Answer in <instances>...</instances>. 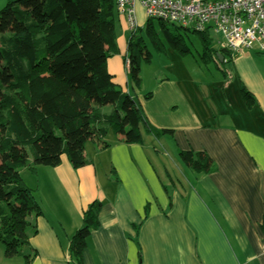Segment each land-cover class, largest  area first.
Returning <instances> with one entry per match:
<instances>
[{
    "label": "crops",
    "instance_id": "obj_1",
    "mask_svg": "<svg viewBox=\"0 0 264 264\" xmlns=\"http://www.w3.org/2000/svg\"><path fill=\"white\" fill-rule=\"evenodd\" d=\"M8 1L0 0V9ZM136 15L141 27L147 17L139 5ZM116 17L118 53L107 69L152 126L173 132L143 130L141 143H126L109 130L105 148L86 142L90 162L82 167L62 155L56 166L21 170L42 210L29 217L36 254L28 264H71L70 237L94 200L99 225L86 240L83 264H264V50L226 51L225 74L212 61L220 78L166 64L171 75L142 76L136 87L124 60L130 29L125 16ZM211 36L212 46L223 48ZM241 85L254 96L250 108ZM179 150L206 152L214 170L194 172ZM0 264L25 260L5 256L0 242Z\"/></svg>",
    "mask_w": 264,
    "mask_h": 264
},
{
    "label": "trees",
    "instance_id": "obj_2",
    "mask_svg": "<svg viewBox=\"0 0 264 264\" xmlns=\"http://www.w3.org/2000/svg\"><path fill=\"white\" fill-rule=\"evenodd\" d=\"M116 14L115 0H10L0 9V242L7 257L22 256L28 264L36 254L29 243L36 226L29 217L42 210L21 170L36 173L38 166H56L62 155L73 168L82 167L90 162L86 142L105 148L109 130L126 143H141L143 130L157 137L173 132L152 126L139 102L107 69L108 57L118 53ZM143 30L156 52L165 51L162 37L181 55L189 51L186 33H196L153 19H147ZM140 31L130 30L124 56L128 79L136 87L142 80L141 63L152 56ZM196 34L202 56L225 74L222 65L228 50L215 49L209 32ZM240 90L252 107V93L242 85ZM178 154L198 174L214 170L202 150ZM100 208V201L94 200L83 211L81 225L69 241L71 264H83L86 240L99 225Z\"/></svg>",
    "mask_w": 264,
    "mask_h": 264
},
{
    "label": "built area",
    "instance_id": "obj_3",
    "mask_svg": "<svg viewBox=\"0 0 264 264\" xmlns=\"http://www.w3.org/2000/svg\"><path fill=\"white\" fill-rule=\"evenodd\" d=\"M137 5L147 19L217 35L221 47L231 53L264 50V0H115L130 30L138 27Z\"/></svg>",
    "mask_w": 264,
    "mask_h": 264
},
{
    "label": "rangeland",
    "instance_id": "obj_4",
    "mask_svg": "<svg viewBox=\"0 0 264 264\" xmlns=\"http://www.w3.org/2000/svg\"><path fill=\"white\" fill-rule=\"evenodd\" d=\"M153 22H156V20L153 19ZM117 26H118V22L116 17L115 27ZM144 26L145 24L140 27L141 31L138 32L137 34L143 37V43L152 53L151 59L148 62L141 63L140 76L141 78L143 76L146 82L149 81L150 78H159L165 75L166 76L171 75L170 70H167V68H165L166 64L173 66H180L183 69H185V71H187L188 73L196 76H200L201 78H203L202 76H207V75L209 76V74H213L217 78H220V75L217 69L215 68V65L212 63V61L202 56L203 48L198 34L192 32L186 33V35H189V37L185 39L189 51L185 56H182L177 51L167 46L165 44V40L161 37L160 38L161 42L168 49V55H166V52L164 53L162 50L159 52L155 51L153 44L149 41L145 31L143 30ZM218 44H219L218 47H220L221 46L220 43ZM170 52L172 54H170ZM198 66L201 67L202 70H200Z\"/></svg>",
    "mask_w": 264,
    "mask_h": 264
},
{
    "label": "water",
    "instance_id": "obj_5",
    "mask_svg": "<svg viewBox=\"0 0 264 264\" xmlns=\"http://www.w3.org/2000/svg\"><path fill=\"white\" fill-rule=\"evenodd\" d=\"M219 58H220V60H222V56L219 54Z\"/></svg>",
    "mask_w": 264,
    "mask_h": 264
}]
</instances>
